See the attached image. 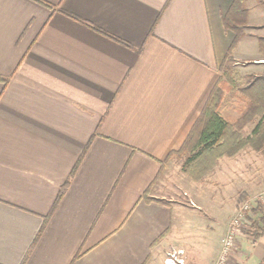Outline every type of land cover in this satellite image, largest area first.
Segmentation results:
<instances>
[{"label":"crops","instance_id":"1","mask_svg":"<svg viewBox=\"0 0 264 264\" xmlns=\"http://www.w3.org/2000/svg\"><path fill=\"white\" fill-rule=\"evenodd\" d=\"M43 1L0 0V264H213L225 231L202 219L189 250L179 197L222 188L169 155L218 81L232 0ZM227 264H264V229Z\"/></svg>","mask_w":264,"mask_h":264},{"label":"trees","instance_id":"2","mask_svg":"<svg viewBox=\"0 0 264 264\" xmlns=\"http://www.w3.org/2000/svg\"><path fill=\"white\" fill-rule=\"evenodd\" d=\"M34 1L51 7L43 0ZM245 15L246 9L241 0H232L227 12L222 16L224 28L230 30L233 36L219 66L230 57L231 51L237 44L242 34V28L245 26ZM98 31L102 33V31ZM260 45L262 46V44ZM229 73L230 70L222 68L218 81L212 88L183 146L169 155L182 156L184 153L187 154L181 166L187 171L191 179H201V176L212 167L213 161L215 162L218 157L233 156L246 146L258 151L264 158V74L255 75L239 86L231 81ZM0 80L5 82L7 79L0 76ZM233 84H235L234 87H232ZM227 96H232L235 99L238 115L233 120H229L220 114ZM250 122L254 124L249 134L244 136L243 128ZM77 165L78 162L75 164L72 174ZM69 178L61 187L57 200L63 195ZM252 210L258 215L251 220L250 226L243 229L242 232L257 238L264 229V210L261 209L260 203Z\"/></svg>","mask_w":264,"mask_h":264},{"label":"rangeland","instance_id":"3","mask_svg":"<svg viewBox=\"0 0 264 264\" xmlns=\"http://www.w3.org/2000/svg\"><path fill=\"white\" fill-rule=\"evenodd\" d=\"M241 2L246 9L244 21L245 26L242 28L241 36H246L241 38V43L237 48L236 55L231 51L230 57L223 61L221 66H219L220 72L223 67L230 70L229 77H231V81L239 86L255 75L264 74V63L262 61L256 62V59L254 61L253 58H247V56L257 55L260 52L264 55V0H241ZM228 33L231 34L232 32L228 30ZM260 44H262V46ZM235 84H233L232 87H234ZM221 108L226 115V118L229 120H233L235 116L238 115L235 108V99L232 96H227ZM253 124V122H250L244 126V136L249 134ZM238 152L239 154L237 157H239V159L241 158V163H234L232 160H227V162L224 161L220 163L216 170L210 172L216 163L213 161L212 167L201 176L202 179L206 177V180L201 187H221V193H213L210 190L203 189L201 194L199 192L200 196L194 195L190 197L185 195L179 197L182 209L186 208L185 211L183 210L184 212L181 213L179 220L182 218L183 220H193L190 229H187L191 234H188V236L185 237L184 242V245H186L189 250L193 248L195 249L201 245L203 235H207L206 232L203 234L205 229L202 226V219H209L211 220V223L213 222V225H216V229L226 231L229 221L238 205L264 189L258 191V189L262 188L264 184L259 180L252 182L255 177L251 179V175L254 176L256 171L264 173L263 156L249 146L240 149ZM186 156L187 154L184 153L180 157L182 163ZM180 168L181 171L188 176L187 171L182 169V166H180ZM239 172L243 174V179L241 180L236 178V175L240 174ZM241 181L245 185L240 186ZM253 183L258 184V187L253 189L252 186L256 185ZM245 186L248 187L245 188ZM217 193L221 194V196H218ZM219 203L221 204L220 209L218 208ZM258 204L259 203H255V207ZM174 208L176 209L175 206ZM261 209L264 210L262 204ZM253 213L255 215L257 214L253 210L251 211L250 217L248 216L249 223L253 220ZM210 238V241L214 240L213 236ZM185 250L186 249H183L184 253H186ZM174 251L176 250L171 249L167 252L170 253ZM183 264H186L185 258H183Z\"/></svg>","mask_w":264,"mask_h":264},{"label":"built area","instance_id":"4","mask_svg":"<svg viewBox=\"0 0 264 264\" xmlns=\"http://www.w3.org/2000/svg\"><path fill=\"white\" fill-rule=\"evenodd\" d=\"M255 203H260L264 206V189L244 200L235 209L223 235L218 254L213 264H227L232 250L236 248L237 237L242 233L243 229L250 226L248 216L250 217ZM183 253L182 249L167 253L163 260L164 264H183Z\"/></svg>","mask_w":264,"mask_h":264}]
</instances>
